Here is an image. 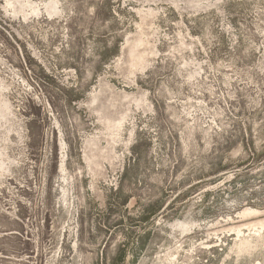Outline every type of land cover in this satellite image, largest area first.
Here are the masks:
<instances>
[{"label": "rangeland", "instance_id": "1", "mask_svg": "<svg viewBox=\"0 0 264 264\" xmlns=\"http://www.w3.org/2000/svg\"><path fill=\"white\" fill-rule=\"evenodd\" d=\"M0 264H264V0H0Z\"/></svg>", "mask_w": 264, "mask_h": 264}, {"label": "bare ground", "instance_id": "2", "mask_svg": "<svg viewBox=\"0 0 264 264\" xmlns=\"http://www.w3.org/2000/svg\"><path fill=\"white\" fill-rule=\"evenodd\" d=\"M250 247V246H249Z\"/></svg>", "mask_w": 264, "mask_h": 264}]
</instances>
